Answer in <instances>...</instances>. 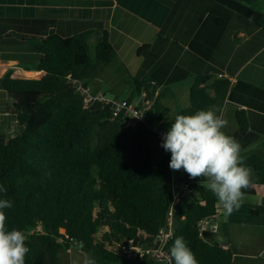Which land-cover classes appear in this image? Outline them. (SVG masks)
Instances as JSON below:
<instances>
[{"label": "trees", "instance_id": "trees-1", "mask_svg": "<svg viewBox=\"0 0 264 264\" xmlns=\"http://www.w3.org/2000/svg\"><path fill=\"white\" fill-rule=\"evenodd\" d=\"M211 1L264 30V0ZM94 33L63 37L52 30L45 36L11 41L34 46L42 59L27 69L45 73L39 80L13 78L12 70L3 77L21 131L10 139L0 137V185L7 189L0 199L13 202L4 210L9 230L16 228L27 236L30 251L25 264H62L61 252L76 245L87 260L98 264L128 259L159 264L126 251L132 242L154 246L171 209L175 225L166 246L169 255L174 240L183 237L198 264H233L231 249L216 243L208 230L200 234L199 223L212 222L218 205L206 181L191 179L186 172L176 179L170 157L161 155L158 131L166 132L171 125L158 124L164 120L156 97L158 83L129 76L133 91L126 100L130 104L141 98L138 108L145 121L126 125L124 114L116 115L110 106L86 107L77 84L89 88V82L117 58L104 31L92 59ZM3 42L9 41L0 38ZM231 85L224 76H195L190 106L177 115L211 109L221 116ZM236 119L241 130H249L245 110H238ZM244 164L252 169L244 195L253 196L257 187H264V156L251 155ZM181 184L187 188L175 203Z\"/></svg>", "mask_w": 264, "mask_h": 264}, {"label": "crops", "instance_id": "crops-1", "mask_svg": "<svg viewBox=\"0 0 264 264\" xmlns=\"http://www.w3.org/2000/svg\"><path fill=\"white\" fill-rule=\"evenodd\" d=\"M223 8L211 0H0V38L9 41L0 43V137L17 121L4 75L12 70L17 79L45 76L27 69L42 59L35 47L12 40L45 36L52 30L63 37L92 30L98 43L107 31L117 54L114 61H120L127 75L158 83L156 97L164 116L159 126L169 127L166 117L170 120L172 113L175 118L190 106L195 76H224L232 85L221 117L227 126L234 125L233 133L224 130L225 134L240 143L244 159L264 156V30ZM207 49L212 56L202 54ZM188 79L191 82L183 86L188 105L179 109L170 98L179 97L181 88L174 93L170 89ZM96 92L101 93L99 87ZM238 110L247 114L248 131L238 125ZM207 230L216 243L232 250L233 264H264V187H257L253 196L244 195L233 214L222 208ZM60 257L62 264L89 261L76 246ZM121 264L136 262L128 259Z\"/></svg>", "mask_w": 264, "mask_h": 264}, {"label": "clouds", "instance_id": "clouds-1", "mask_svg": "<svg viewBox=\"0 0 264 264\" xmlns=\"http://www.w3.org/2000/svg\"><path fill=\"white\" fill-rule=\"evenodd\" d=\"M226 126L227 121L211 109L176 115L163 134L161 147L171 153L170 169H183L191 179L206 181L218 204L231 215L242 206L252 169L244 164L240 143L223 131ZM6 192L0 185V193ZM12 207L11 200L0 199V264H25L30 251L25 243L27 236L22 230L7 227L4 210ZM170 255L174 264H198L183 237L174 240ZM87 264L94 262L89 260Z\"/></svg>", "mask_w": 264, "mask_h": 264}, {"label": "built area", "instance_id": "built-area-1", "mask_svg": "<svg viewBox=\"0 0 264 264\" xmlns=\"http://www.w3.org/2000/svg\"><path fill=\"white\" fill-rule=\"evenodd\" d=\"M74 83H76L74 81ZM77 90L80 91L86 97V107L92 106L95 103H100L103 106H110L111 110L116 114H124V119L126 121V125L136 124L140 121H145L144 111L138 108L139 100L128 103L127 100H110L107 99L106 96L102 93L98 94H90L89 88H85L81 83L77 84ZM149 104V102H147ZM151 105V103H150ZM139 117V118H137ZM159 138L162 143V137L165 133L164 130L158 131ZM187 184H181L179 186V191L175 192V203L178 201L179 194L182 190H186ZM177 189V188H176ZM222 207L218 204L216 206V216L213 221L220 215ZM212 221V222H213ZM211 223L207 220H203L199 223L200 234H203L207 231L208 224ZM174 214L173 209L169 211L168 219L166 225L160 228L155 244L152 247H144L134 245L133 242L130 244V248L126 251L130 256H138L139 258H144L148 256L150 259L162 263V264H171V258L169 253L167 252L166 246L168 242L174 236Z\"/></svg>", "mask_w": 264, "mask_h": 264}, {"label": "rangeland", "instance_id": "rangeland-1", "mask_svg": "<svg viewBox=\"0 0 264 264\" xmlns=\"http://www.w3.org/2000/svg\"><path fill=\"white\" fill-rule=\"evenodd\" d=\"M94 39H95V37H94ZM94 39L91 40V47H90V55H91L92 59L95 58L94 45L97 43V41ZM202 54H204V55L207 54L208 56H212L209 49H207L206 51H203ZM110 74H111L112 78H114L116 75H118L119 78L118 79H112L111 77H109ZM189 80L190 79L178 82L174 86H172L170 89V91H172L174 93V90L181 88V94L179 97L178 96L174 97L173 95H171V98H170L171 104H172V99H173V101L176 102V107L178 105L179 109L185 108L186 105H188V98H187V96L184 95L183 86L187 83H190L191 80L190 81ZM127 81L130 82L129 75H127V71L123 68V65L117 59L116 61H113V64L111 66H109L99 78L91 80L89 82V91H90L91 95L98 94L96 92V88L99 87V90H101V93L104 94L107 99H110V100H115V99L123 100L124 99V100H126L133 91L131 85L127 84L128 83ZM135 101H137V100H135ZM172 115L173 114L171 113L170 118H169L170 120H168V118L166 117V119H167L166 122H168L170 125H171L172 121H174V117ZM233 126H234L233 124L226 126L228 128H226V129L224 128L223 131L226 130L230 133H233V131H234ZM20 131H21V127L19 126L18 122L15 121V124L12 123L7 134H5L1 137H4V139H10V138H13L16 135H18L20 133ZM161 155L163 157L169 156L171 158V153L166 152L165 150H162ZM173 172H174V177L176 179L182 177V175L185 174V171L183 169H181L179 171L173 170Z\"/></svg>", "mask_w": 264, "mask_h": 264}, {"label": "water", "instance_id": "water-1", "mask_svg": "<svg viewBox=\"0 0 264 264\" xmlns=\"http://www.w3.org/2000/svg\"><path fill=\"white\" fill-rule=\"evenodd\" d=\"M76 248H78V249H79V248H80V245H76Z\"/></svg>", "mask_w": 264, "mask_h": 264}]
</instances>
